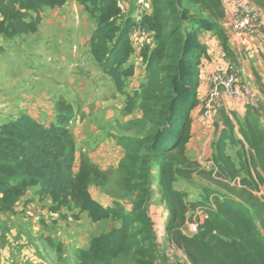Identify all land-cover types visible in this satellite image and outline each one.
Wrapping results in <instances>:
<instances>
[{
	"label": "trees",
	"instance_id": "trees-1",
	"mask_svg": "<svg viewBox=\"0 0 264 264\" xmlns=\"http://www.w3.org/2000/svg\"><path fill=\"white\" fill-rule=\"evenodd\" d=\"M69 1L0 0V37L37 33L43 10L62 8ZM76 1L96 21L90 54L117 92L125 96L126 114L133 113L139 98L138 91L129 94L125 89L126 81L136 73L132 33L152 36V44H144L139 57L147 76L140 85L145 103L142 124L155 132L141 139H126L121 146L133 167L138 160L148 166L150 160L155 161L170 215L167 229L171 242L185 253L189 264H264V126L256 113L248 109L241 118L234 111L221 109L211 169L202 168L187 155L192 136L190 112L198 104L201 59L208 58L200 35L205 27L219 33L227 16L223 0H152L153 12L138 21L125 14L119 0ZM252 1L264 8V0ZM224 48L228 50L226 45ZM259 83L264 94V84ZM183 94L190 95L184 117ZM59 105L56 123L45 125L24 114L0 124V215L14 213L35 188L40 201H50L52 214L66 210L74 220L86 214L92 223L120 222L119 227L94 237L87 249L78 250L77 264H112L133 253L145 256L147 250L140 246L149 227L146 200L138 201L126 213L121 205L105 207L92 196L90 185L106 184L110 171L82 154L75 172L76 141L68 127L74 110L64 101ZM142 150L150 156H142ZM229 150L235 152V158ZM194 176L209 183L204 188L209 205L190 203L188 193L175 188L181 179ZM198 209L206 211L209 218L187 235L183 228L193 222ZM49 243L62 252V244L52 239Z\"/></svg>",
	"mask_w": 264,
	"mask_h": 264
},
{
	"label": "rangeland",
	"instance_id": "rangeland-1",
	"mask_svg": "<svg viewBox=\"0 0 264 264\" xmlns=\"http://www.w3.org/2000/svg\"><path fill=\"white\" fill-rule=\"evenodd\" d=\"M228 1L223 0L227 16L220 30H217L219 33L205 27L200 35V42L204 46L209 38H217L218 44L211 46L210 55L208 46H205L208 58L202 56L201 59L198 104L190 112L194 133L187 154L192 161L207 170L212 167L209 163L211 150L219 132L215 124L227 99L245 104L246 112L250 109L259 119H264V94L259 86V82L264 84V41L258 34L251 35L260 38L262 47L261 50L258 46L253 53L246 46L248 34L240 39L232 37ZM242 1L254 4L264 19V8L252 0ZM119 2L125 14L133 15L135 20L149 10L153 12L152 0ZM95 28L96 21L84 7L76 0H70L62 8L44 9L37 33L13 39L0 37V124L27 114L49 125L56 123L61 113L60 102L72 106L75 117L68 127L76 141L75 172H78L82 154L101 169L110 171L106 184L90 185L92 196L105 207L119 204L126 213L138 201L143 198L146 200L149 227L141 236L140 246L142 250H147L146 255L141 257L133 253L121 256L112 264H140L139 260L148 264H189L185 253L169 238L167 227L170 215L157 181L155 161L150 160L148 166L146 162L138 160L133 167L121 146L126 139H141L155 132L153 128L142 124L145 103L142 100L143 90L140 89L147 76L139 51L144 44H152L151 35L138 31L132 33L137 50L132 59L136 73L126 81L125 89L129 94L138 91L139 98L133 113L126 114L125 96L117 92L111 79L104 75L90 54L89 41ZM218 71H231L240 81L250 85L257 103L251 107L240 97L224 98L220 105L208 106L211 80ZM189 98V94L181 96L180 104L184 108L182 117ZM202 131L204 139L201 138L202 141L198 143L197 136ZM197 145L200 146L199 153L196 151ZM140 154L145 158L150 156L144 150ZM229 154L235 158L233 150H229ZM138 184L139 187H134ZM175 187L188 193L190 203L200 202L203 206L210 204L204 197V188L209 187V183L198 176L181 179ZM261 190L264 195V187ZM49 206L50 201H40L34 188L28 191L14 213L0 215V250L5 247L11 249L10 264H33L31 259H20L24 252L38 256V264H77L78 250L88 246L94 237L120 226V222L114 219L92 223L86 214L74 220L66 210L52 214L48 210ZM62 214L66 217H62ZM193 218V221L197 220L196 215ZM183 231L190 234L186 227ZM49 239L55 244H62V252L52 247Z\"/></svg>",
	"mask_w": 264,
	"mask_h": 264
},
{
	"label": "built area",
	"instance_id": "built-area-1",
	"mask_svg": "<svg viewBox=\"0 0 264 264\" xmlns=\"http://www.w3.org/2000/svg\"><path fill=\"white\" fill-rule=\"evenodd\" d=\"M228 3L230 26L234 36L243 38L247 34H258L264 41V19L261 17L260 10L247 1L229 0ZM240 97L245 99L251 107L257 103L250 85L240 81L235 73L231 71L215 73L211 80L208 106L220 105L224 98ZM196 216L197 220L189 222L186 227L190 234L197 231L198 224L208 218V213L198 209Z\"/></svg>",
	"mask_w": 264,
	"mask_h": 264
},
{
	"label": "crops",
	"instance_id": "crops-1",
	"mask_svg": "<svg viewBox=\"0 0 264 264\" xmlns=\"http://www.w3.org/2000/svg\"><path fill=\"white\" fill-rule=\"evenodd\" d=\"M120 4H121V2H119ZM121 7L123 8V5H121ZM152 12V11H151ZM151 12H150V10H149V12H147V14H151ZM132 18H133V15H130ZM141 17H139L136 21H138L139 19H140ZM230 28V27H229ZM252 34H250V35H247V44H246V46H247V48L248 49H251V51H253V53H254V51H257V47L259 46V48L262 50V47H260L261 45H260V38L259 37H253V36H251ZM232 37L233 38H235V39H240V38H237V37H235L234 36V34H232ZM151 39H152V36H151ZM218 44V40H217V38H209V40L207 41V46H208V53H209V55L211 54V52H210V48H211V46H214L215 47V45H217ZM217 47V46H216ZM218 48V47H217ZM216 48V49H217ZM218 51V50H217ZM263 84V83H262ZM245 104H242L241 102H239V101H236V100H231V99H227L226 100V102H225V105H224V107L228 110V111H234V112H236L240 117H244V115H245V113H246V108H245V106H244ZM259 117H261V116H259ZM261 119V118H260ZM261 123H263V125H264V119H261ZM217 122H220V118L219 117H217ZM194 131V126H193V129H192V131H191V135H193V132ZM197 141H198V143L199 142H201L202 141V139H204V131H202L201 132V134H200V136H197ZM202 138V139H201ZM192 140H193V138L191 139V142L188 144V147H187V149L189 148V145L192 143ZM209 141V138L207 139V142ZM206 142V143H207ZM205 143V144H206ZM198 149H200V146L199 145H197V152L199 153V151H198ZM213 154H214V149H212L211 150V158H210V162L209 163H211L212 164V161H211V159H212V156H213ZM188 155V154H187ZM176 184H178V183H176ZM175 184V185H176ZM176 188V187H175ZM177 189V188H176ZM179 190V189H178ZM181 190V189H180ZM181 191H183V190H181ZM19 204H21V203H19ZM18 204V205H19ZM17 205V206H18ZM15 209H17V207L15 208ZM185 227H188V224H186V226ZM185 234H187V233H185ZM187 235H191V234H187ZM89 244H90V242H89ZM76 247H78V246H76ZM89 247V245L88 246H85L84 248H82V249H87ZM7 247H5V248H3V249H1L0 250V264H10V261H11V249H6ZM28 255V256H27ZM69 256H71V260H73L74 262H75V260H74V257L69 253ZM20 259L21 260H26V261H28V259H31V261L32 262H34L33 264H38L39 262H40V260H39V257L38 256H35L34 254H30V253H26V252H24L22 255H21V257H20ZM38 262V263H37Z\"/></svg>",
	"mask_w": 264,
	"mask_h": 264
}]
</instances>
